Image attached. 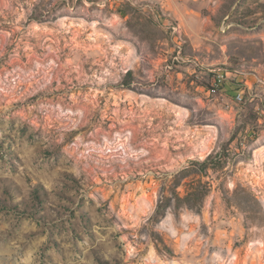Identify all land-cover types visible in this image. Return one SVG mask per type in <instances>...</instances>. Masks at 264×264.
<instances>
[{
	"label": "rangeland",
	"instance_id": "1",
	"mask_svg": "<svg viewBox=\"0 0 264 264\" xmlns=\"http://www.w3.org/2000/svg\"><path fill=\"white\" fill-rule=\"evenodd\" d=\"M0 264H264V0H0Z\"/></svg>",
	"mask_w": 264,
	"mask_h": 264
},
{
	"label": "trees",
	"instance_id": "2",
	"mask_svg": "<svg viewBox=\"0 0 264 264\" xmlns=\"http://www.w3.org/2000/svg\"><path fill=\"white\" fill-rule=\"evenodd\" d=\"M206 161H198L193 162V164L199 165V169H193V167H187L184 169L183 173L180 175L178 174L176 176V183L174 187H179L181 184H184L186 187V195L182 198L179 195V200H184L185 204H188L190 208H200L205 197L208 194V186L207 183L204 181L205 171L203 170V165H205ZM202 166V168H201ZM185 173H188L187 175H184ZM184 182V183H181ZM176 189H174V192H176ZM195 200V204L189 203L190 200ZM169 207V204L166 202H160L157 208V212H162ZM163 215V213H162Z\"/></svg>",
	"mask_w": 264,
	"mask_h": 264
},
{
	"label": "built area",
	"instance_id": "3",
	"mask_svg": "<svg viewBox=\"0 0 264 264\" xmlns=\"http://www.w3.org/2000/svg\"><path fill=\"white\" fill-rule=\"evenodd\" d=\"M236 98H237L239 101H242V100H243V94H242L241 91L236 93Z\"/></svg>",
	"mask_w": 264,
	"mask_h": 264
}]
</instances>
